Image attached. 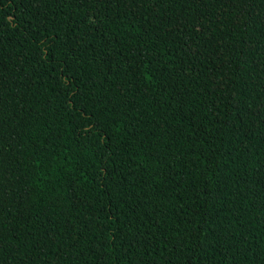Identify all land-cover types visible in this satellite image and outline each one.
Masks as SVG:
<instances>
[{"label": "trees", "instance_id": "obj_1", "mask_svg": "<svg viewBox=\"0 0 264 264\" xmlns=\"http://www.w3.org/2000/svg\"><path fill=\"white\" fill-rule=\"evenodd\" d=\"M0 264H264V0H0Z\"/></svg>", "mask_w": 264, "mask_h": 264}]
</instances>
